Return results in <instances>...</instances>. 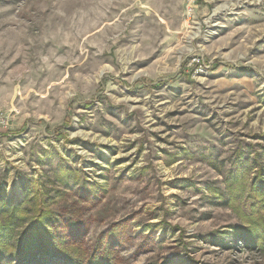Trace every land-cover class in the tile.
<instances>
[{"label": "rangeland", "instance_id": "1", "mask_svg": "<svg viewBox=\"0 0 264 264\" xmlns=\"http://www.w3.org/2000/svg\"><path fill=\"white\" fill-rule=\"evenodd\" d=\"M236 161L264 179V0H0V187L67 245L264 264Z\"/></svg>", "mask_w": 264, "mask_h": 264}, {"label": "trees", "instance_id": "2", "mask_svg": "<svg viewBox=\"0 0 264 264\" xmlns=\"http://www.w3.org/2000/svg\"><path fill=\"white\" fill-rule=\"evenodd\" d=\"M248 171L246 164L236 161L227 172L226 183L232 192L227 202L245 220V225H232V230L245 243L264 250L263 169H257L250 179ZM45 198L35 195L33 200L13 201L5 195V187H0V264H111L107 252L85 256L56 237L44 223L49 213ZM246 199L248 209L241 208L239 203Z\"/></svg>", "mask_w": 264, "mask_h": 264}, {"label": "built area", "instance_id": "3", "mask_svg": "<svg viewBox=\"0 0 264 264\" xmlns=\"http://www.w3.org/2000/svg\"><path fill=\"white\" fill-rule=\"evenodd\" d=\"M186 2L188 4L189 8H192V5L194 3V0H186Z\"/></svg>", "mask_w": 264, "mask_h": 264}]
</instances>
